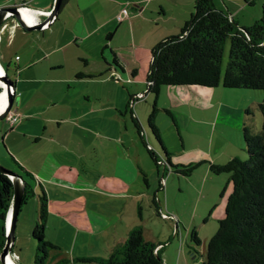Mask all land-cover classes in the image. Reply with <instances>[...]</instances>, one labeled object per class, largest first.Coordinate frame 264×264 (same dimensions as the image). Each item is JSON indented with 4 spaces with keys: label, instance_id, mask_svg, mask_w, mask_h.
<instances>
[{
    "label": "crops",
    "instance_id": "0c3cea01",
    "mask_svg": "<svg viewBox=\"0 0 264 264\" xmlns=\"http://www.w3.org/2000/svg\"><path fill=\"white\" fill-rule=\"evenodd\" d=\"M54 1L0 0V7L23 5L31 9L49 10ZM144 1L66 0L59 7L57 15L46 26L28 29L20 25L15 16H10L4 20L6 25L0 27V63L7 74L13 67L19 74L14 80L15 95L10 110L20 114V119L13 125L6 116L4 118L0 116V163L22 173L30 183L31 179L26 173L31 175L46 191L48 218L45 234L47 239L59 246L58 249L51 250L47 264H54L64 257L69 259L66 264H98L94 260H77L75 257L108 256L140 221H143L145 237L158 242L157 247H160L166 264H196L197 258L192 254L196 248L189 238V227L183 226L180 229L178 219L174 223L172 218H169V222L164 223L162 228L159 227L158 231L149 226L147 221L149 218L158 214L161 216L164 210L163 203L158 197L156 208L160 213L156 209L157 215L149 211L143 213L141 203L144 199L145 203L148 202L149 192L148 189L135 185L139 179L140 169L146 176L150 174L151 166L145 159V148L154 145L144 140L137 130L138 136L133 124L134 116L137 119L138 116L141 118L138 94L146 95L149 91L147 73L154 45H146V49H143V46L139 47L136 44L135 18L139 17L145 21L147 16L144 11L151 3V0H146V4L141 6L140 2ZM215 1L217 6L224 8L240 26L250 25L257 19L258 14L251 13L250 9L246 14L244 10L249 3H254V0L238 1L234 8L228 3L224 6L219 0ZM127 4H131L132 14H129ZM123 7H127L128 16L117 21V15ZM23 9L22 7L21 12ZM29 12L31 13L29 18L25 15L26 11L22 12L28 22L33 20V15L34 20L38 22L46 20L48 16L44 12L34 13L32 10ZM150 17L156 20L160 15ZM181 18L183 19L178 22H182L183 25L188 17L182 15ZM121 31L126 32L128 37L118 42L116 37ZM176 33L162 32L160 36L164 38ZM223 87L227 86L175 84L160 88V92L163 90L168 93L170 99L163 102L158 111L170 115L168 123L171 125V119L175 123L178 121L176 114L181 111L179 104L189 103L185 112L193 118V108L201 107L212 111L217 103L218 107L221 105L224 99L221 96L224 93L249 96L242 98L244 109L240 111L238 108L234 117L236 145L223 147L222 150H225L224 155H221L223 157L216 154L222 145L215 152L209 150L208 153L202 150L203 155L193 156L191 152L202 146L188 145L185 139L187 136L178 128L182 143L176 145L177 149L174 150L184 154L180 159L172 160L176 163L194 161H201L200 165L206 163L203 164L206 165L204 173L206 176L212 173L211 161L224 162L233 156H244L246 146L243 126L249 121L250 128L257 131L253 124L255 109L252 113L250 107L256 99L258 103L264 99V92H253V88L237 87L241 90L225 92ZM70 89L75 91L74 94L69 93ZM54 91L63 93L61 104L60 98L53 99ZM203 96L208 97L204 104L196 100ZM84 98L91 103L86 104ZM122 108L130 112L129 119L127 116L122 117ZM215 114L218 117V108ZM108 123L115 131L110 133L106 130L101 131L100 126ZM74 130H77L78 134ZM229 134L230 131L227 135ZM163 141L169 150L168 142L165 139ZM2 142L8 152L2 147ZM89 145L93 148L91 156L88 154ZM87 164L94 170L93 184L82 178L81 171L86 172ZM169 165L164 163V174L161 176L165 184L162 186L161 183L160 187H163L165 192H168L167 188L169 189L168 179L165 177L170 172ZM157 170L159 171V168ZM192 172L191 174L176 172L174 177L178 175V180L182 184L183 177L189 178ZM205 183V181L201 183L203 188ZM74 186L76 193L74 191L67 193L66 188L72 187L75 190ZM146 186H149L148 182ZM33 188L34 191L37 190L36 185H33ZM84 188H88V195L82 192ZM35 194L34 214L28 218L26 215L20 218L18 213L15 239L7 259L8 264H33L36 242L32 237V228L36 222L39 204L37 192ZM155 194L156 192L154 200ZM177 216L178 210L177 215L175 214V217ZM161 217L158 216L157 219L162 221ZM163 231H166L165 235ZM166 235L167 239H163ZM174 235L181 237L182 245L178 256L174 248L177 236L172 239ZM184 242L189 246L187 252ZM168 249H171L170 253ZM0 264H3L1 256Z\"/></svg>",
    "mask_w": 264,
    "mask_h": 264
},
{
    "label": "trees",
    "instance_id": "16d2710c",
    "mask_svg": "<svg viewBox=\"0 0 264 264\" xmlns=\"http://www.w3.org/2000/svg\"><path fill=\"white\" fill-rule=\"evenodd\" d=\"M66 0H61L60 6ZM242 27L245 29H242ZM230 37L228 61L222 73L224 43ZM148 90L155 94L148 116L149 124L160 142L170 167L175 172L191 174L201 161L173 163L159 128L155 123L158 106L156 99L163 84H201L227 87L264 89V1L261 15L253 23L240 26L215 0H195V8L181 26L179 33L166 36L152 47V59L147 73ZM0 97L3 89L0 86ZM262 132L243 126V137L248 156H233L224 162H210L214 173L228 172L232 181L225 208L217 231L206 246V258L201 264H264V99ZM250 111L249 108H247ZM6 113L1 115L4 118ZM141 136V125L133 117ZM157 160L155 152L147 148ZM172 170V171H173ZM34 192L27 182L22 204ZM14 186L8 174L0 171V250L6 240V215L13 197ZM38 212L32 228L36 242L34 264H47L48 256L58 245L46 238L48 197L44 188L37 193ZM158 210V208H157ZM160 213V211H157ZM140 220L143 219L141 209ZM191 239L201 243L195 228ZM158 242L147 239L143 221L129 231L126 239L114 247L108 256H76L77 260H94L98 264H166ZM64 257L54 264H66Z\"/></svg>",
    "mask_w": 264,
    "mask_h": 264
},
{
    "label": "rangeland",
    "instance_id": "374dc122",
    "mask_svg": "<svg viewBox=\"0 0 264 264\" xmlns=\"http://www.w3.org/2000/svg\"><path fill=\"white\" fill-rule=\"evenodd\" d=\"M219 1L223 3L224 6H226V3H228L230 4L231 7L234 8L235 6L238 5V1H242V0H219ZM263 1L264 0H254V3L251 4L249 3L246 9H244L246 11V14H248L247 10L250 9V12L251 13L255 12L256 15L258 14L256 18H259L261 15V7ZM145 2L146 0L144 2H140V5L141 6L145 5L146 4ZM127 7L129 9V14H132L133 9L131 8V4L130 5L127 4ZM194 8H195V0H151V3L144 11L145 15L147 16V19L145 21H142L139 17L135 18L134 34H135L137 46L139 47L143 46V49L144 48L146 49L147 47L146 45L151 46L163 37L160 36L161 35L160 33L162 32L168 34L176 33L177 31H179L180 25H182L181 24L182 22H178V20L181 21V19H183L181 18L182 15L183 16L186 15V17L189 18ZM23 10L27 11L26 9ZM242 13L243 10L240 11V14ZM153 15L154 16L160 15V17L157 18L156 20L155 19L152 20L150 16ZM126 16H128V14H125L122 18H119L117 15V21L123 19ZM147 30L149 31L146 33ZM168 34H164V36ZM127 37L128 36L126 32L121 31L117 34L116 39L118 42H120V40ZM229 50H230V37H227L224 43L222 62H221L222 73H224L228 61ZM13 68L8 70V76L13 80H15V78H17L19 74ZM162 86L164 88L165 86H175V84H163ZM125 87H124V91H126ZM206 88H211V87H206ZM223 90H225V92H232L234 90H241V89L237 87H223ZM252 90H254L253 92H264V89H252ZM245 91L248 92V90ZM54 92L56 93V91ZM74 92L75 91L73 89L69 90V93L74 94ZM55 93H52L53 99L56 100L57 98H60L59 104H61L62 103L61 100H63L62 99L63 93H56V94ZM138 97H139L137 99V102L139 101L138 110L141 114V118L140 116H138V120L141 125V131L143 133L142 137L144 140L152 142L154 144L153 146L151 145L152 147L150 148L157 155V160H155L149 153L148 149L144 147L146 151L145 159L147 160V163L149 166H151V168L149 170L150 171L149 176L147 175L148 180L145 173L144 172L141 173V169H140L139 179L137 178L138 180L135 183V185L148 189L149 192V200L147 203H145V199L143 200V203H141V207H142L141 209L142 211H144L143 213L145 214L148 213L149 211L152 212L154 215H157L156 205L158 204L157 202L158 197H160L164 206V210L163 212H161L162 217L160 216V214H158V216L162 218V221L157 219L158 216H153L152 218L148 219L147 215H145L146 219H148L147 221L149 226L153 227L156 231H158L160 229L159 227L162 228L164 223L169 222V218H172L174 223L178 219L179 221L178 224L180 225V229H182L183 226L189 227L190 239H191L190 237L191 232L193 228H195L197 235L201 239V243H196L194 240H192L193 245L196 248V250H194L192 254L197 258L195 263L201 264L202 261L206 258V246L208 240L217 231L219 226V219H221L225 215L226 202L233 187L232 181L230 180V178L228 179L229 173L209 172L210 174L206 176L204 174L206 170L205 167L206 165H203L206 163H203L202 165L199 164L198 166L195 167L194 171L192 172V175L189 178L188 177L186 178L184 176L183 177L184 181H182V184H180L178 180V175L174 177L176 172L173 169H171L170 161L166 159L163 148L160 142L158 141V139L156 138L148 121V116L152 109V105L155 99V94L151 91L150 92L147 91L146 95L138 94ZM221 97L222 99L224 98L222 100L223 102L219 107L217 103L213 107L212 111H210V109H204L201 107L193 108V118L192 116H189L187 114L188 112L187 113L185 112L186 111L185 109L188 107L189 103L187 104V102H185L183 104H179V109L181 111L176 114L178 121L175 123V121L171 119L172 125L168 123V120H170L171 118L170 115H168L165 112L158 111L160 110L159 108L157 109L156 117L154 118L155 119L154 121L159 128L162 138L165 139L169 144L170 147L169 150L171 151L170 157L173 163H176L175 162L176 159H180V156L184 154L177 152V150H174L177 149L175 147L176 145L179 146L182 143L179 136L178 128H180L182 134L187 136L185 137V139L188 145L197 144L202 146L200 149H196L195 151H193V153L191 152L193 156L203 155L202 150L208 153L209 150L210 152H215L217 148L222 145L221 149H219L216 152V154L219 155L218 157H220L221 155H224L223 152L225 150H222L223 147L227 148L229 146L236 145L237 142V138L235 134L236 126L233 127L234 117L236 116V112L238 108L240 109V111H243L244 109V102H243L244 100H242V98H247L249 96L245 95V97H242L241 95L224 93ZM17 98L15 100V104ZM157 99L158 100H156L157 101L156 105L158 104L157 106L159 107L163 102L168 101L170 99V96L168 93H165L163 90H161V92L158 94ZM196 100L200 101L199 103L204 104V101H207L208 97L203 96L197 98ZM256 100L254 104H251L253 106H251L250 109L252 113H254V109H255L253 124H255V129L257 131H261L262 111L259 107V103ZM84 101H86V104L91 103V101L87 102L88 100L85 98ZM217 108L219 112L218 117H216L215 114ZM133 109L136 112L135 106L133 107ZM121 115L122 117L127 116V118L129 119L130 112L122 108ZM122 122L124 125V118H122ZM248 124L251 125V122L248 121ZM159 125L162 128H160ZM100 129L103 132L104 130H106L107 133L115 131L114 128L110 126V123H108V125L102 124L100 126ZM134 131L139 136L135 125H134ZM229 131L230 134L227 135ZM74 132L78 134L77 130H74ZM0 140H1V135H0ZM140 140L141 142H143L142 139ZM244 145L246 146L245 140H244ZM2 147H4V149L7 151V148L3 142H2ZM88 149H89L88 154L91 156V153L93 152V148H91V145H89ZM247 156H248V151L246 149L244 156H242L241 158L245 159ZM172 159H174L175 161H173ZM164 163L170 164L168 167L170 169V172H168L165 175L169 183V189L167 188L168 192H165L163 187H160L161 183L162 186H164L165 184V182L161 180V176L164 174L163 173ZM89 166H90L89 164L85 166L86 172L81 171L83 175L82 178L84 179V181H87V183L93 184L94 178L92 177V174L94 173V170H92ZM158 168L159 171L157 170ZM26 175L30 177L31 184L36 185L37 190L34 192H30L27 195L26 202L21 205V209L19 212L20 218H22L24 215H26V217L28 218L29 216H32L34 214L33 204L34 202H36L35 193L41 192L42 189L41 185L38 183V180L36 181L31 175L27 173ZM144 176H146V180L144 179L145 178ZM204 181L206 183H205V187L203 188L201 183ZM147 182L149 183V186H146ZM74 187L75 190H73L72 187L66 188L67 193H72L73 191L74 193H76V186ZM82 192L85 195L89 194L88 188H84ZM155 192H156L155 194L156 196L154 200ZM177 210H178V216L175 217V214L177 215ZM163 233L165 235L166 231H163ZM164 235L162 234V236ZM176 236L174 235L172 239L175 238ZM163 239H167V235L166 238ZM180 241H181V237L180 235H178L174 242L176 256H178L181 251L180 248L182 243ZM183 244L185 246V251L187 252L189 246L185 242ZM182 250H184V247L182 248ZM170 251L171 249H168V253H170ZM191 256L192 255H190V258L193 259V257ZM33 264H34V258H33Z\"/></svg>",
    "mask_w": 264,
    "mask_h": 264
},
{
    "label": "water",
    "instance_id": "95a60500",
    "mask_svg": "<svg viewBox=\"0 0 264 264\" xmlns=\"http://www.w3.org/2000/svg\"><path fill=\"white\" fill-rule=\"evenodd\" d=\"M61 0H55L54 5L51 8L50 14H48L46 20L54 18L57 13L58 9L60 7ZM7 11H12L13 16L21 23L22 26L30 29L35 27H42L43 23L46 21L36 22V23H30L27 20H25L24 16L22 15L21 9L18 5H14L11 7H1L0 8V26L4 22V20L7 18L6 13ZM242 29H244L242 27ZM245 30V29H244ZM0 77L5 81L6 83V91H7V97H8V104L5 109H3L0 112V115H2L5 111L9 110L13 104L14 101V95H15V86H14V80L10 78L7 74V72L0 74ZM1 86V85H0ZM0 171L4 172L6 174L12 175V182L14 186V193L13 197L6 215V240L4 243V246L1 250L0 256L3 261V264L7 263V253L12 251L14 239H15V225L18 217V213L21 208L22 199L25 194V187L27 184V179L23 176L22 173L7 167L6 165L0 163Z\"/></svg>",
    "mask_w": 264,
    "mask_h": 264
},
{
    "label": "built area",
    "instance_id": "2783aa9c",
    "mask_svg": "<svg viewBox=\"0 0 264 264\" xmlns=\"http://www.w3.org/2000/svg\"><path fill=\"white\" fill-rule=\"evenodd\" d=\"M24 8V9H26L27 11H30V10H32V12H34V13H36V12H44V13H46L47 15L48 14H50V12H51V9H49V10H42V9H31V8H29V7H26V6H19V8L21 9V8ZM1 8V7H0ZM125 14H128V9H127V7H123L122 8V10H121V12L118 14V17L119 18H122ZM10 16H13V13H12V11H7V13H6V17H10ZM53 19V18H52ZM52 19H48V20H46L44 23H43V25L42 26H46L48 23H49V21L50 20H52ZM36 22H38V21H36V20H34V15H33V20H31L30 21V23H36ZM6 25V23L4 22L1 26H5ZM15 25V24H14ZM0 26V27H1ZM18 57V56H17ZM0 67L2 68V70L4 71V73L6 72V70H5V68L3 67V65L0 63ZM140 95H143V93H140ZM7 104H8V97H7V102H6V104H5V106H4V108L3 109H5L6 108V106H7ZM4 113H6V118L10 121V124H14L16 121H18L19 119H20V114L19 113H15V112H13V111H11L10 109L9 110H7V111H5ZM3 113V114H4ZM1 116V115H0ZM8 176L10 177V178H12V175L11 174H8ZM9 254H10V252L9 253H7V259H8V256H9Z\"/></svg>",
    "mask_w": 264,
    "mask_h": 264
},
{
    "label": "bare ground",
    "instance_id": "6f19581e",
    "mask_svg": "<svg viewBox=\"0 0 264 264\" xmlns=\"http://www.w3.org/2000/svg\"><path fill=\"white\" fill-rule=\"evenodd\" d=\"M28 12V13H27ZM30 12L29 11H26V17H31V13L29 14ZM3 70L2 68L0 67V74H3ZM0 85H1V88L3 89V94L0 98V112L3 110L6 102H7V91H6V83L5 81L0 77Z\"/></svg>",
    "mask_w": 264,
    "mask_h": 264
}]
</instances>
